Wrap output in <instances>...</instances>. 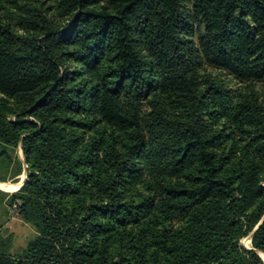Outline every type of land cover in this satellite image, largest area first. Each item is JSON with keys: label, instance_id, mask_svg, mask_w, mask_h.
Returning a JSON list of instances; mask_svg holds the SVG:
<instances>
[{"label": "trees", "instance_id": "obj_1", "mask_svg": "<svg viewBox=\"0 0 264 264\" xmlns=\"http://www.w3.org/2000/svg\"><path fill=\"white\" fill-rule=\"evenodd\" d=\"M20 2L26 37L0 20V165L21 147L5 205L36 237L14 256L0 233V264H264V0ZM209 67L248 84L233 104ZM153 88L179 124L156 149Z\"/></svg>", "mask_w": 264, "mask_h": 264}, {"label": "rangeland", "instance_id": "obj_2", "mask_svg": "<svg viewBox=\"0 0 264 264\" xmlns=\"http://www.w3.org/2000/svg\"><path fill=\"white\" fill-rule=\"evenodd\" d=\"M23 3L24 2H20V0H5V2L0 4V20L4 22V24L10 25L12 31H14L18 36L22 38L27 36L25 30L28 27H33V25L29 22L30 20L22 16L16 10V6L24 5ZM46 7H49V4H47ZM203 35L204 27L200 26L199 24H195V27L187 32V39L195 41V44H199L200 40L203 38ZM205 67H208V64H205ZM209 69L212 71L213 76L216 77L218 81L223 82L228 87L229 91L231 92V99L234 98L231 101L232 104L235 102L236 97L241 92L246 90L248 84L236 81L234 77L226 71L213 67H209ZM263 87L264 86L260 84L256 86V89L262 91ZM156 92V88L151 89L149 91V94H147V99H142V101H140L142 108V123L145 127V130L149 134L150 141L152 142L151 147L153 149L160 148V143H165V141H163L162 139L163 137L161 136V133L163 131H179V124L176 121L163 120L152 110V103L148 98L153 97L154 93ZM129 99L130 95L125 94L123 100L127 101ZM201 114L203 116V119L205 118L207 123H209V126L212 130L223 131L226 127L225 122H223L222 120H216L215 118L210 117V112L208 109L203 110ZM10 119L12 121H15L14 116H11ZM19 162L24 165L22 176L18 174ZM26 175L27 166L25 163L23 151L20 147L12 157V161H10L9 164H5L3 166L0 165V183L6 182L14 184V182L16 181H21L22 177H26ZM15 193V191L4 192L0 190V233L13 235L14 244L12 254L14 256H19L27 248L28 244L36 237V231L30 224L26 223L20 217L19 212L16 210V208H9L7 205H5V203L10 201L11 196ZM6 211L9 213V216H6ZM242 244L244 246H250L251 243L249 237L243 239ZM262 261L264 262L263 259Z\"/></svg>", "mask_w": 264, "mask_h": 264}, {"label": "bare ground", "instance_id": "obj_3", "mask_svg": "<svg viewBox=\"0 0 264 264\" xmlns=\"http://www.w3.org/2000/svg\"><path fill=\"white\" fill-rule=\"evenodd\" d=\"M27 178V175H26ZM24 177H22V180L20 183L18 184H11V183H0V189L5 191V192H14L17 190L22 189V187L24 186L25 182L27 179H25L24 181ZM21 187V188H20ZM247 248H250L249 246L245 245ZM259 255L261 256V258L264 260V253H259Z\"/></svg>", "mask_w": 264, "mask_h": 264}, {"label": "water", "instance_id": "obj_4", "mask_svg": "<svg viewBox=\"0 0 264 264\" xmlns=\"http://www.w3.org/2000/svg\"><path fill=\"white\" fill-rule=\"evenodd\" d=\"M261 224V223H260ZM260 224L258 225V227L255 229V230H257L258 228H259V226H260ZM255 232V231H254ZM254 232L250 235V237H249V239H250V243H251V240H252V237H253V234H254ZM259 253H262V252H258L257 251V254L259 255ZM260 256V255H259ZM261 257V256H260Z\"/></svg>", "mask_w": 264, "mask_h": 264}, {"label": "crops", "instance_id": "obj_5", "mask_svg": "<svg viewBox=\"0 0 264 264\" xmlns=\"http://www.w3.org/2000/svg\"><path fill=\"white\" fill-rule=\"evenodd\" d=\"M25 179H27V178L24 177V180H25ZM21 180H22V179H21ZM24 180H23V181H24ZM20 182H21V181H19V183H20ZM15 184H18V183H15ZM20 188H21V187H20ZM0 190H1V189H0ZM20 190H21V189H20ZM2 191H3V190H2ZM18 191H19V190L15 191V192H18ZM4 192H5V191H4Z\"/></svg>", "mask_w": 264, "mask_h": 264}]
</instances>
